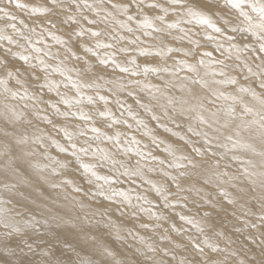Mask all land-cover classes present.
Masks as SVG:
<instances>
[{
  "label": "snow or ice",
  "instance_id": "6c2138e0",
  "mask_svg": "<svg viewBox=\"0 0 264 264\" xmlns=\"http://www.w3.org/2000/svg\"><path fill=\"white\" fill-rule=\"evenodd\" d=\"M0 14V264H264V0H4ZM97 197L155 238L121 235Z\"/></svg>",
  "mask_w": 264,
  "mask_h": 264
},
{
  "label": "rangeland",
  "instance_id": "374dc122",
  "mask_svg": "<svg viewBox=\"0 0 264 264\" xmlns=\"http://www.w3.org/2000/svg\"><path fill=\"white\" fill-rule=\"evenodd\" d=\"M36 2L38 1V3H40L42 0H40V2H39V0H35ZM35 1H32V2H35ZM207 3H211V2H213L212 0L210 1H208V0H205ZM220 1H222V0H220ZM0 2H1V0H0ZM3 2H4V0H2V2L0 3V4H3ZM29 2H30V4H34V5H39L38 3L36 4V2L35 3H32L30 0H29ZM89 2H91V0H89ZM161 2H164V0H161ZM41 4V3H40ZM221 5H222V2H221ZM146 10V9H145ZM245 10H247V9H245ZM148 11V9L145 11V12H147ZM225 11L227 12V10L225 9ZM25 13L24 14H26V13H28L27 11H24ZM133 12H135V10L133 9ZM232 12H233V10H232ZM19 13V12H18ZM17 13V14H18ZM148 13V12H147ZM150 14H153V13H151V12H149ZM148 13V14H149ZM230 13V12H229ZM149 14V15H150ZM230 14H232L231 16H229V14L228 15H226V19H228V20H231L233 23H238V21L236 20V17H237V15H238V13L235 11V12H233V13H230ZM18 15H22V14H18ZM18 15H17V17H18ZM28 15V14H27ZM19 19H22V17H18ZM176 17L175 16H173L172 14H171V12L169 13V22H171L172 20H174ZM215 18V17H214ZM241 18L242 17H240V20H241ZM243 19V18H242ZM7 21V20H6ZM242 21V20H241ZM32 21H27V23H30V24H32L31 23ZM2 23L4 24V25H2ZM7 23H8V21H7ZM131 23V22H130ZM7 24H6V22H4V20L3 19H0V28L2 27V26H6ZM131 26H133V27H136V24H135V21H133L132 22V25ZM3 28V27H2ZM63 29V30H62ZM10 29H8V32H9V34H11L12 32L11 31H9ZM199 30V29H198ZM37 31H39V29H37ZM66 31H70V29H68V28H65L64 26H62V28L60 27V31H59V33L60 34H62V33H64V32H66ZM177 32L178 30H173V32ZM201 31V36L203 35V32H202V30H200ZM209 31L211 32V30L209 29ZM11 32V33H10ZM126 32V31H125ZM125 32H123V34L124 35H128V33L127 34H125ZM59 33H57V34H59ZM137 35H139V33H137ZM74 39H75V37H73ZM85 39H88L87 37H85ZM142 39H144L143 37H142ZM238 39H239V37H238ZM49 41H50V43H49ZM21 42H23L22 40H21ZM149 42H151L150 40H149ZM48 43L50 44V45H52L53 46V48L55 47V49L57 48V47H60V46H58V45H55L54 43V41H51L50 40V38L48 39ZM209 44H211V43H209ZM211 46H213V44H211L210 46H209V50H211L212 49V47ZM62 47V46H61ZM13 49H15V48H13ZM55 49H53L54 51H55ZM15 50H17V49H15ZM82 54V53H81ZM214 54H219V53H214ZM91 57V56H90ZM85 58H88V57H85ZM121 59H122V57H121ZM157 60H159V58L157 59ZM35 62V61H34ZM20 63H22V62H20ZM169 63V62H168ZM170 64V63H169ZM108 72H111V65H109L108 66ZM183 73H181V75H182ZM167 75L165 74V76H164V78H168V77H166ZM58 77V78H57ZM52 79H54V80H57V81H60V79H61V81L63 80V78L61 77L60 78V76L57 74H53V76H52ZM151 79V78H150ZM156 80H154L153 81V79H151L153 82H159V79L158 78H155ZM254 79H256V78H254ZM256 81H258V80H256ZM248 83H251L252 85H253V87L254 88H256L257 89V91L259 92L260 91V89L258 88V86H256V85H258V82H256V83H252V81H249ZM61 92L63 91V92H65V91H68V96H69V94H70V96L69 97H71V96H74L75 95V92H73L74 90H65L64 88H62L61 87ZM223 90H225V91H228V92H232V91H234V88L232 87V89H231V87H230V89H229V87L227 88V89H223ZM55 91H52V92H50V93H48L47 94V97L45 96V99H47L49 96L50 97H52L53 99H55V98H58L59 99V97H57L56 96V94L54 93ZM67 93V92H66ZM175 94H177V91H176V93ZM178 95V94H177ZM179 95H180V93H179ZM245 99V101L246 102H248V103H250V104H253L254 102L251 100V97H245L244 98ZM249 100H251V101H249ZM11 102V101H10ZM14 103H16V104H19V103H22V102H17V101H13ZM133 101H131L130 103H132ZM224 102L223 101H220V103H219V101H217V105H220V104H223ZM83 106H85V104L83 105ZM98 107L100 106V104L99 105H97ZM96 106V107H97ZM103 105L101 104V106H100V108L102 109L103 107H102ZM41 107H42V105H41ZM43 107H45V105H43ZM62 107H63V109H61L62 111L63 110H65V106L64 105H62ZM93 107V106H92ZM112 108H113V111L114 112H116V113H118L119 111H116L117 109L116 108H114L113 106H111ZM133 108L134 109H136V105L134 106V102H133ZM47 110H50L48 113L50 114V113H52V109L51 108H48ZM86 110L88 111H91L90 109H88V108H86ZM85 110V111H86ZM138 111H140V114L143 116L144 115V113H143V111L142 110H138ZM119 114V113H118ZM55 119L56 120H58L59 121V119L60 118H58V117H55ZM98 119V118H97ZM39 121H37V123H38ZM130 123L132 122L131 120L129 121ZM0 123H2V122H0ZM35 123V122H34ZM36 123V124H37ZM78 123V122H77ZM38 124H40L41 125V123L39 122ZM2 125V124H1ZM39 125V127L40 128H42V129H45V130H47V129H51L52 127L50 126V125H46L47 126V129L46 128H43L42 126L44 125L45 126V124H42V126H40ZM101 124H97V126H100ZM3 126V125H2ZM19 125H17V127H18ZM49 126V127H48ZM74 126V125H73ZM151 126H154V124L153 125H151ZM51 127V128H50ZM101 127V126H100ZM104 129V131H105V129L106 128H103ZM120 129L122 130V131H125L126 129L123 127V126H120ZM31 130V129H30ZM108 129H106V131H107ZM112 130H114L115 131V129H112ZM176 130V129H175ZM174 130V131H175ZM48 131H51V133H52V135L54 136V134L56 133L55 132V129H51V130H48ZM109 131V130H108ZM111 131V130H110ZM54 132V133H53ZM160 133L163 135L164 134V130L163 129H160ZM183 134V133H182ZM167 135H171L170 133L169 134H167ZM55 136H56V134H55ZM245 137L247 138V134H245ZM60 138V137H59ZM138 138H140L139 136H138ZM144 140H145V142L147 141V139L146 138H144ZM62 141V140H61ZM251 142H253V143H255L256 144V147H257V150H260V148H261V145H260V142H259V140L258 139H254V140H252ZM55 151V150H54ZM53 151V152H54ZM53 154V153H52ZM53 155H56V152H54V154ZM62 155V154H61ZM63 156V155H62ZM249 158H254V159H256V160H258L259 158L258 157H251V154H249ZM134 162V161H133ZM74 168H75V166H73V174L77 177V180H76V182L79 184V183H81V186H83V181L81 182L80 180H79V176H80V173L79 172H77V173H75L76 171H74ZM235 169H236V165L235 164H233V167H232V170L233 171H235ZM102 170H104L103 172H102ZM100 171V170H99ZM108 172V169L107 168H104V169H101V171H100V173H101V175L103 174V175H106V174H108L107 173ZM71 177V176H70ZM72 178V177H71ZM78 180L80 181V182H78ZM101 183H102V181H101ZM125 187H126V185H125ZM147 188H148V186L147 185H145V187H143V189H142V191L143 192H145L146 190H147ZM70 189V191H71V188H68V190ZM69 191V192H70ZM133 196V195H132ZM135 197V196H134ZM134 197H133V203L135 204L136 203V201H135V199H134ZM103 202V206H105V207H108L109 208V212H110V214H111V216H112V220H113V222L115 223V224H117V225H119L120 226V228L121 229H127L128 230V228H131L133 225H137L136 226V231H139L140 232V234L141 235H146V236H152L151 234H153V233H150L151 231H145V230H143V231H141V229L139 230V227H138V224H137V222H136V220L134 219V218H132L131 217V211H132V209H124L125 210V212H126V215L125 216H123V217H121V215H120V212L119 211H117L116 210V208H115V206L114 205H112L111 204V202H108V201H105L104 199H103V197H97L96 198V200H95V205H97V206H99V205H101V203L100 202ZM180 208L178 209V208H176V210H175V212H180ZM182 210H184L185 212H187V210L186 209H182ZM181 210V211H182ZM130 211V212H129ZM128 215V216H127ZM137 215L138 216H140V215H142V216H140L141 217V220L143 221L144 220V217H146L147 218V216L146 215H144V214H140V213H137ZM173 215H174V213H173ZM129 217H131V219L129 218ZM142 217H143V219H142ZM148 219V218H147ZM105 220H107V217H105ZM175 221H176V223H178L177 225H182V224H184V223H181L182 221H179L178 220V217H175ZM150 223H152V221L150 222ZM127 225V226H126ZM125 226V227H124ZM168 226V224L167 223H165L164 224V227H167ZM184 227L185 228H188L189 226L188 225H184ZM121 230V235H126L127 233V230L125 231V230ZM109 231H112V232H114L115 230L114 229H112V230H110V229H102V235H103V238L105 239V240H107L111 245H113L112 247L116 250L117 248V250L116 251H122V250H120V249H123L124 248V245L122 244V242L120 243V241H118L119 243H117V244H115L114 243V241H116L117 242V240H115V236L113 235V236H111V237H108L109 235H107V233L109 232ZM153 238H155L154 236H152ZM233 239H235V237H233ZM240 240H243V235H240ZM129 243H132V241L131 240H129L128 241ZM117 245V246H116ZM120 245V247H118ZM121 245H122V247H121ZM116 246V247H115ZM82 255H83V253H82ZM95 258V257H94Z\"/></svg>",
  "mask_w": 264,
  "mask_h": 264
},
{
  "label": "bare ground",
  "instance_id": "6f19581e",
  "mask_svg": "<svg viewBox=\"0 0 264 264\" xmlns=\"http://www.w3.org/2000/svg\"><path fill=\"white\" fill-rule=\"evenodd\" d=\"M31 2L32 1H35V0H30ZM209 1V0H208ZM211 1V0H210ZM213 1V0H212ZM1 2H2V0H1ZM0 2V3H1ZM22 2H26V3H29L30 4V2H29V0H22ZM36 2V1H35ZM35 2H32V3H35ZM39 2H40V0H39ZM43 2V0L40 2V3H42ZM206 2V1H205ZM220 2H222V1H220ZM38 3V1L36 2V4ZM40 3H38V4H40ZM212 3V2H211ZM135 10V9H134ZM147 10V9H146ZM145 10V11H146ZM227 10V9H226ZM248 10V9H247ZM10 11H13L16 15H18V14H22V15H18V17L20 16V17H22V19H25L26 20V22L27 21H32L33 22V20H34V17H29L27 14L28 13H26V14H24L25 12L24 11H21V10H18V9H10ZM236 10H233V12H235ZM19 12V13H18ZM148 13H149V11H147ZM232 11L230 12V13H233ZM18 13V14H17ZM229 12H227V15L229 14V16H231L232 14H230ZM150 14V13H149ZM0 15H2V14H0ZM150 15H152V14H150ZM233 16V15H232ZM231 16V17H232ZM19 19V18H18ZM225 19H226V15H225ZM241 20H243L242 18H241ZM4 22H6V24H7V21L6 20H4ZM31 22V23H32ZM37 23H38V21H37ZM30 24V23H29ZM2 25H4L3 23H2ZM131 25H132V22H131ZM19 26V25H18ZM183 26V25H182ZM2 27H4V26H2ZM1 27V28H2ZM133 27V26H132ZM61 28H62V26H61ZM63 30V29H62ZM198 30V29H197ZM9 31H11V30H9ZM176 32V31H175ZM11 33V32H10ZM59 33V32H58ZM11 34H13V33H11ZM60 34V33H59ZM121 34H123V32L121 33ZM125 34H127L126 32H125ZM14 35V34H13ZM124 35V34H123ZM128 35H130V34H128ZM254 39V38H253ZM21 43H23V42H21ZM49 43H50V41H49ZM55 44V43H54ZM211 44H209V46H210ZM61 47V46H60ZM212 48L214 47V45L213 46H211ZM15 48V47H14ZM53 49H55V47L53 48ZM210 49V48H209ZM14 51H15V49H13ZM56 50V49H55ZM54 51V50H53ZM92 54L91 53H89L88 54V56L87 57H90ZM214 55H216L217 57L219 56V54H214ZM13 59H15V58H13ZM85 59H87V58H85ZM158 59V58H157ZM169 63L171 64V61H169ZM57 75V74H56ZM164 76H165V74H163ZM167 75V74H166ZM183 75V74H182ZM167 77V76H166ZM58 78V77H57ZM61 78V77H60ZM151 79H153V81L154 80H156L155 78H151ZM60 81H61V79H60ZM63 81V80H62ZM256 82H258V81H256ZM253 86V85H252ZM257 86V85H256ZM63 88V87H62ZM229 89H230V87H229ZM231 89H232V87H231ZM60 90H62V89H60ZM66 90V89H65ZM68 90V89H67ZM257 90V89H256ZM63 92V91H62ZM65 92H67V94H68V91H65ZM74 92V91H73ZM55 93V92H54ZM56 94V93H55ZM88 94H91V92L89 91V93ZM178 94V95H177ZM177 96H179V92L177 91ZM69 96H70V94H69ZM47 97V96H46ZM122 98L123 99H126L127 100V102L128 103H130L131 101H133L131 98H128L127 97V95H126V93L122 96ZM54 100H58V98H55ZM249 101H251V100H249ZM18 102V101H17ZM11 103H14L13 101H11ZM219 103H220V101H219ZM132 104H133V102H132ZM60 106V108L61 109H63V107H62V104L61 105H59ZM100 106H101V104H100ZM100 106H99V108H100ZM134 106H135V104H134ZM42 107H43V105H42ZM66 107V106H65ZM84 107V110H86V108H88V109H90L91 111H93L94 109H93V107L91 106V105H88L86 102H85V106H83ZM98 107V106H97ZM103 107V106H102ZM114 107V106H113ZM115 108V107H114ZM102 110V109H101ZM138 110V109H137ZM48 112L50 111V110H47ZM87 111V110H86ZM89 111V110H88ZM116 111H118V110H116ZM51 112V111H50ZM119 113V112H118ZM118 113H116L117 114V116H119V114ZM51 114V113H50ZM142 116V115H141ZM54 119H55V117H54ZM98 120H99V118H98ZM129 121H130V119H129ZM35 123H37V121H34ZM39 123V122H38ZM37 123V124H38ZM3 125V123H0V127H3L2 125ZM42 124L43 123H41V125L40 126H42ZM51 126V125H50ZM101 127H102V125H100ZM170 127L172 126V125H169ZM19 127V126H18ZM43 128H46L47 129V126L45 125H43L42 126ZM49 127V126H48ZM52 127V126H51ZM50 127V128H51ZM74 127V126H73ZM120 127V126H119ZM52 129V128H51ZM51 129H47V130H51ZM104 130V129H103ZM174 130H175V128H174ZM105 131H106V129H105ZM108 131V130H107ZM110 131V130H109ZM111 131H114V130H111ZM126 131V130H125ZM29 132H31V130L29 129ZM54 133V132H53ZM56 134V133H55ZM55 134H54V136H55ZM58 139H59V137H57ZM62 143H63V140L61 141ZM147 142V141H146ZM102 146H104V145H102ZM54 152H56V151H54ZM54 152H53V154H54ZM156 154H159V153H156ZM61 155V154H60ZM62 155H64V154H62ZM61 155V156H62ZM71 171H73V169H71ZM74 171H75V168H74ZM101 171V170H100ZM104 170H102V172H103ZM75 173H77V171L75 172ZM108 173V172H107ZM101 174V173H100ZM103 175V174H102ZM107 175V174H106ZM69 178H71L70 176H69ZM80 180V179H79ZM78 180V182H80ZM82 182V181H81ZM101 183V182H100ZM79 184H81V183H79ZM125 185H126V187H125ZM123 187L124 188H129V187H135L136 188V190L137 191H139V192H142L143 193V191H142V189H143V187H145V185L141 188V187H139V185L137 184V185H129V184H127V183H125L124 185H123ZM68 191H70V189L68 190ZM71 192V191H70ZM132 195H133V197L135 196V193H132ZM150 198H152L151 196H150ZM104 199V198H103ZM134 199H135V197H134ZM100 202V201H99ZM101 203V202H100ZM178 209H179V207H178ZM176 210V209H175ZM182 210V209H181ZM180 210V211H181ZM182 211H184V210H182ZM130 212V211H129ZM178 212V211H177ZM185 212V211H184ZM187 213V212H186ZM187 214H190V213H187ZM131 215V214H130ZM128 216V215H127ZM140 216H142V215H140ZM130 219H131V217H129ZM142 219H143V217H142ZM143 222H151V221H148V219L146 218V217H144V220H143ZM152 223H154V221H152ZM181 223H184V222H181ZM178 224V223H177ZM127 226V225H126ZM137 226V225H136ZM179 226V225H178ZM189 226V225H188ZM125 227V226H124ZM188 228H190L191 229V226H189ZM124 229V228H123ZM123 229H121V230H123ZM125 231L127 230V229H124ZM140 230V229H139ZM141 231H143V230H141ZM192 231H195L194 229H192ZM127 233V232H126ZM150 233H152V232H150ZM152 236H154V234H151ZM111 236H113V235H111ZM111 236H108V237H111ZM233 237H235V236H233ZM236 238V237H235ZM130 240V239H129ZM114 243L115 244H117V243H119L118 241L116 242V241H114ZM120 243H121V241H120ZM118 245V244H117ZM116 245V246H117ZM113 246V245H112ZM115 246V247H116ZM118 247H120V245L118 246ZM121 247H122V245H121ZM123 248V247H122ZM118 249V248H117ZM116 249V250H117ZM120 250H123V249H120Z\"/></svg>",
  "mask_w": 264,
  "mask_h": 264
}]
</instances>
